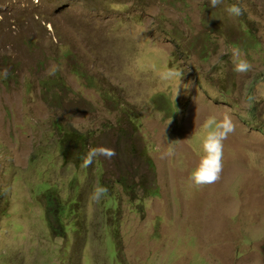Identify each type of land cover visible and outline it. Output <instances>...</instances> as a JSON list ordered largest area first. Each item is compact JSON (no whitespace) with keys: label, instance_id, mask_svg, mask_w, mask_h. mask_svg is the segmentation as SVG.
<instances>
[{"label":"rangeland","instance_id":"obj_1","mask_svg":"<svg viewBox=\"0 0 264 264\" xmlns=\"http://www.w3.org/2000/svg\"><path fill=\"white\" fill-rule=\"evenodd\" d=\"M226 115L220 179L195 187ZM94 147L116 155L82 167ZM0 264H264V0H0Z\"/></svg>","mask_w":264,"mask_h":264},{"label":"clouds","instance_id":"obj_2","mask_svg":"<svg viewBox=\"0 0 264 264\" xmlns=\"http://www.w3.org/2000/svg\"><path fill=\"white\" fill-rule=\"evenodd\" d=\"M223 3V0H210V6L216 8ZM225 11L233 17H239L243 14L242 8L237 4H232L225 8ZM239 49L233 52V63L235 65L234 71L239 74L248 73L252 69V65L246 60L242 59ZM56 68L53 67L49 71V75H54ZM6 77L7 70L3 73ZM181 73L175 69H170L164 74V79L181 77ZM256 99L255 95H247L245 104L247 107H251L253 101ZM205 128L211 129L205 136L202 143L203 155L200 159L198 166L191 173L189 180L195 187H206L219 181L221 172L223 170V148L224 141L233 134L236 129V125L230 116H224L223 120L217 121L215 117H210L204 125ZM116 155L114 149L107 147H94L90 148L86 157L84 158L82 167H90L94 160L98 157H104L105 159H111ZM163 155L171 157L174 155V150L170 147ZM108 195V188L106 186L96 184L93 187L88 199L89 202L99 203L102 198H106Z\"/></svg>","mask_w":264,"mask_h":264},{"label":"trees","instance_id":"obj_3","mask_svg":"<svg viewBox=\"0 0 264 264\" xmlns=\"http://www.w3.org/2000/svg\"><path fill=\"white\" fill-rule=\"evenodd\" d=\"M246 34L248 33L245 31ZM88 140V137H86L85 134L79 133L78 131H72L68 133H62V137L59 138V144L62 149V156L63 159L67 162H73L76 159H82L83 157V149H85V144ZM74 151V153H73ZM75 158V159H74ZM61 203V202H60ZM117 200L116 198L110 197V200L108 202L109 207H115L117 206ZM65 204V203H61ZM48 207V206H47ZM53 210L47 208L46 209V216L49 215L52 216ZM61 230H66L59 226L55 232H62Z\"/></svg>","mask_w":264,"mask_h":264}]
</instances>
